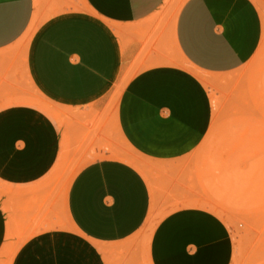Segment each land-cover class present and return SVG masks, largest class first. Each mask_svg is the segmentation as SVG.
Listing matches in <instances>:
<instances>
[{
  "label": "crops",
  "instance_id": "obj_1",
  "mask_svg": "<svg viewBox=\"0 0 264 264\" xmlns=\"http://www.w3.org/2000/svg\"><path fill=\"white\" fill-rule=\"evenodd\" d=\"M170 1L66 0L57 15L41 18L19 59L8 51L50 0H0V81L10 83L0 94L11 95L0 108V181L47 190L64 149L81 144L63 119L30 103L32 90L67 115L100 111L117 93V132L147 163L146 175L118 159L82 167L66 196L72 231L32 235L10 264H118L153 214L164 216L145 247L149 264L231 263L230 229L209 209L193 163L214 118L203 77L229 75L250 61L263 19L254 0H185L167 19L159 11ZM6 236L0 230V249Z\"/></svg>",
  "mask_w": 264,
  "mask_h": 264
},
{
  "label": "rangeland",
  "instance_id": "obj_2",
  "mask_svg": "<svg viewBox=\"0 0 264 264\" xmlns=\"http://www.w3.org/2000/svg\"><path fill=\"white\" fill-rule=\"evenodd\" d=\"M184 1L171 0L159 13L174 19ZM254 2L263 19L261 44L239 70L221 77H203L212 88L214 118L211 130L193 156L206 186L209 209L230 229L233 244L230 264H264V0ZM63 5L69 4L66 0H50L42 17L40 6L27 33L8 53L21 59L35 38L41 18L42 24L57 15ZM180 65L185 66L182 61ZM8 80L1 79L0 85L10 84ZM30 95L32 105L59 124L63 119L69 134L78 133L82 140L77 149L71 145L64 149L49 178V189L16 190L0 181V230H6L7 234L0 249V264H10L19 247L32 235L45 230L72 231L66 213V196L73 178L88 163L118 159L147 173L146 161L121 140L115 127L117 93L100 111L70 110L68 115L62 114L37 91L32 90ZM10 96L0 94V108L9 104ZM163 216L153 214L126 242L131 252L118 255V264L129 261L149 264L145 247Z\"/></svg>",
  "mask_w": 264,
  "mask_h": 264
}]
</instances>
